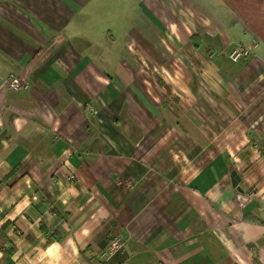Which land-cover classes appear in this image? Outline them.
I'll return each mask as SVG.
<instances>
[{"label": "crops", "instance_id": "crops-1", "mask_svg": "<svg viewBox=\"0 0 264 264\" xmlns=\"http://www.w3.org/2000/svg\"><path fill=\"white\" fill-rule=\"evenodd\" d=\"M0 264H264V0H0Z\"/></svg>", "mask_w": 264, "mask_h": 264}, {"label": "built area", "instance_id": "built-area-1", "mask_svg": "<svg viewBox=\"0 0 264 264\" xmlns=\"http://www.w3.org/2000/svg\"><path fill=\"white\" fill-rule=\"evenodd\" d=\"M252 52V46H240L229 54L230 60L233 62H238L242 58L248 57ZM6 87L14 92H20L21 90L27 88V81L24 79L22 75H11L6 80ZM76 179V176L74 174H68L67 180L69 182H72ZM254 194H250L249 196L244 195H238L237 196V204L239 207H243L247 201H249L251 198H253ZM121 247V242L119 239H114L111 244V250L114 252L116 249Z\"/></svg>", "mask_w": 264, "mask_h": 264}, {"label": "rangeland", "instance_id": "rangeland-1", "mask_svg": "<svg viewBox=\"0 0 264 264\" xmlns=\"http://www.w3.org/2000/svg\"><path fill=\"white\" fill-rule=\"evenodd\" d=\"M138 11H139V9L137 7H135V8L132 9V12L134 14H137ZM106 25H107V27H106L107 29L112 30V31L116 30V28L112 24L106 23ZM130 26L128 27V29L130 28ZM128 29L123 28V32H124V30L127 31ZM239 29H241V25L240 24L237 25V26H234V27L228 26V31L229 32H233V31L239 30ZM120 31H121V29H120Z\"/></svg>", "mask_w": 264, "mask_h": 264}, {"label": "water", "instance_id": "water-1", "mask_svg": "<svg viewBox=\"0 0 264 264\" xmlns=\"http://www.w3.org/2000/svg\"><path fill=\"white\" fill-rule=\"evenodd\" d=\"M234 184H235V186H236V184H237V182H236V178H234Z\"/></svg>", "mask_w": 264, "mask_h": 264}]
</instances>
